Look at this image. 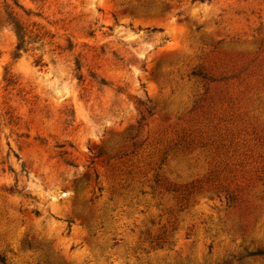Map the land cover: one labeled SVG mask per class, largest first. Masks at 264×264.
<instances>
[{"label":"rangeland","instance_id":"rangeland-1","mask_svg":"<svg viewBox=\"0 0 264 264\" xmlns=\"http://www.w3.org/2000/svg\"><path fill=\"white\" fill-rule=\"evenodd\" d=\"M0 255L264 264V0H0Z\"/></svg>","mask_w":264,"mask_h":264},{"label":"trees","instance_id":"trees-1","mask_svg":"<svg viewBox=\"0 0 264 264\" xmlns=\"http://www.w3.org/2000/svg\"><path fill=\"white\" fill-rule=\"evenodd\" d=\"M6 15H7L6 21L12 25V28H13L14 33L16 35V38L18 41V43L16 45V50L19 51L23 47L25 33L23 32L20 24L13 17L10 16V12H7ZM4 261H5V258L0 255V264H5Z\"/></svg>","mask_w":264,"mask_h":264}]
</instances>
